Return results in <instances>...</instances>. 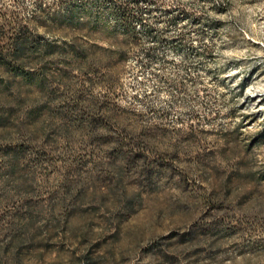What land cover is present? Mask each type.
I'll use <instances>...</instances> for the list:
<instances>
[{"label":"rangeland","instance_id":"1","mask_svg":"<svg viewBox=\"0 0 264 264\" xmlns=\"http://www.w3.org/2000/svg\"><path fill=\"white\" fill-rule=\"evenodd\" d=\"M0 264H264V0H0Z\"/></svg>","mask_w":264,"mask_h":264},{"label":"trees","instance_id":"2","mask_svg":"<svg viewBox=\"0 0 264 264\" xmlns=\"http://www.w3.org/2000/svg\"><path fill=\"white\" fill-rule=\"evenodd\" d=\"M119 9H121V13L123 14L124 19H129V17L132 15V10L130 9V7H120Z\"/></svg>","mask_w":264,"mask_h":264}]
</instances>
